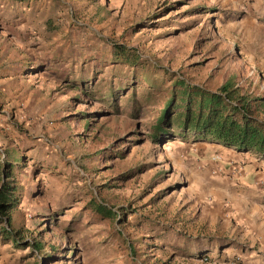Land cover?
<instances>
[{"label":"rangeland","instance_id":"374dc122","mask_svg":"<svg viewBox=\"0 0 264 264\" xmlns=\"http://www.w3.org/2000/svg\"><path fill=\"white\" fill-rule=\"evenodd\" d=\"M230 77L264 99V0H0V170L24 241L0 236V264H264V203L209 175L220 151L152 138L178 78Z\"/></svg>","mask_w":264,"mask_h":264},{"label":"trees","instance_id":"16d2710c","mask_svg":"<svg viewBox=\"0 0 264 264\" xmlns=\"http://www.w3.org/2000/svg\"><path fill=\"white\" fill-rule=\"evenodd\" d=\"M113 46L118 63L138 66L141 57L134 49ZM259 113L264 114V99L245 92L234 77L216 90L178 78L163 102L152 138L163 134L184 142L219 144L241 152H253L264 159V120ZM12 174L13 166H3L0 170V220L7 223L1 235L4 241H12L13 247L19 248L24 241L12 230L10 218L19 203L17 188L5 180ZM95 209L109 216L113 214L102 202ZM34 248L41 250L38 245Z\"/></svg>","mask_w":264,"mask_h":264},{"label":"crops","instance_id":"0c3cea01","mask_svg":"<svg viewBox=\"0 0 264 264\" xmlns=\"http://www.w3.org/2000/svg\"><path fill=\"white\" fill-rule=\"evenodd\" d=\"M10 1L12 3L20 5H27L29 0ZM196 145L201 146L203 147V149H206L208 151L218 150L220 151L222 158H229L231 161L238 162L239 164L243 165L242 172L239 176H229V171L227 170V168H214V166L216 165V163L214 162L215 156L210 154L208 157H206L207 160L205 164L209 163L208 165H206L208 166V168L205 167V165H202V168H204V170L205 168H207V170L209 169L211 171L209 175L217 178V183L221 185V188H223L227 192H231L232 194L233 192H235L236 194H238V192L246 193L248 200L253 205L264 203V159L261 156L253 152H241L235 148H226L219 144L191 143L192 147H196ZM254 197H257L258 199L254 201ZM246 207L247 211L251 215L250 217L253 218L254 215H256L254 214L256 212L252 209L253 206L247 204ZM1 230L0 236L2 239Z\"/></svg>","mask_w":264,"mask_h":264},{"label":"built area","instance_id":"2783aa9c","mask_svg":"<svg viewBox=\"0 0 264 264\" xmlns=\"http://www.w3.org/2000/svg\"><path fill=\"white\" fill-rule=\"evenodd\" d=\"M214 160L216 162L221 163V157L220 156L219 157L215 156ZM227 170L229 171V173H228L229 176H231V175L239 176L242 172V167L239 166L238 164L236 165V164L232 163V164H230V167ZM220 171H224V170H220Z\"/></svg>","mask_w":264,"mask_h":264}]
</instances>
